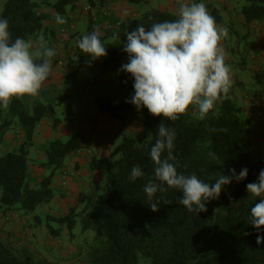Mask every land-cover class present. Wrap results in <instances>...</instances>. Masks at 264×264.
Returning <instances> with one entry per match:
<instances>
[{
  "label": "trees",
  "instance_id": "obj_1",
  "mask_svg": "<svg viewBox=\"0 0 264 264\" xmlns=\"http://www.w3.org/2000/svg\"><path fill=\"white\" fill-rule=\"evenodd\" d=\"M109 3L110 0L4 1L0 19L8 20L12 38L34 41L45 33L46 20L53 14L67 21L62 28H67L63 34H68L72 29L69 13L80 9V5H83L81 9L88 6L86 30L75 38V55L88 59L91 58L77 46V38L101 28L106 21L110 26L103 28L100 38L108 54L91 63L97 72L112 73L121 98L98 96L94 102L98 112L122 125L140 114L143 134L121 133L109 154L100 157L89 150L84 134L75 132L64 141L57 137L47 139L44 145L35 146L36 153L32 156L29 149L33 146L36 127L46 118L57 127L60 119L50 101L28 96L13 98L7 109L0 106V214L31 219L29 226L33 223L47 230L46 239L62 241L65 227L69 235L66 246L73 250H63L59 259L73 254L75 257L67 260V264L75 259L78 262L80 256L85 264H139L140 261L146 264H264V242L257 243V235L264 237V225L258 232L250 224V209L259 198L252 197L246 189L262 167V163L253 160L251 151L258 148L264 154V145L258 144L257 134L252 132L255 119L264 114L257 90L249 97L253 109L250 115L244 114L241 105L231 97L233 85L229 98L219 102L204 120L196 119L193 116L196 109L190 107L188 114L178 120L164 121L167 127L175 130L173 154L176 159L170 162L175 164L179 174H196L202 181L212 184L220 175H230V168L239 173L246 167L247 178L223 186L219 199L207 202V211L199 215L178 203L182 193L176 189L157 191L150 201L144 186L150 178L154 179L155 165L150 150L163 117L152 116L146 108L138 111L133 104L126 103L134 95V78L119 70L128 62V54L123 51L126 29L132 31L137 25H143L147 30L154 23L172 21L177 16L169 11L149 9L120 20L111 12L102 14L101 9ZM241 11L246 23L259 22L264 26V0H247ZM212 16L219 21L214 11ZM113 35L119 38L112 40ZM75 74H69L64 81L71 89L76 87ZM70 109L67 106L68 112ZM211 128H227L228 131L213 132ZM81 151L90 153L87 168L91 174L98 175L92 177V185L80 199V206L69 204L65 211L59 208L58 212L48 213L56 208L55 195L63 194V185L55 186L54 176L60 173L61 177H69L65 160ZM209 152H214L218 159H211ZM133 167L141 168L144 176L132 181L129 177ZM150 203H157L159 210L152 211ZM38 208H44V221L37 213ZM77 224L84 238L73 243ZM2 233L0 228V264L49 263V248L42 254L39 252L36 258L47 261L36 263L25 243L20 244L21 232L14 244L5 243ZM13 233L8 231L5 235L13 236ZM57 243L61 252L62 242Z\"/></svg>",
  "mask_w": 264,
  "mask_h": 264
},
{
  "label": "clouds",
  "instance_id": "obj_2",
  "mask_svg": "<svg viewBox=\"0 0 264 264\" xmlns=\"http://www.w3.org/2000/svg\"><path fill=\"white\" fill-rule=\"evenodd\" d=\"M176 16L172 21L154 23L147 30L143 25L132 31L126 29L123 51L128 54V62L119 71L134 78V95L126 103L133 104L138 111L146 108L152 116L163 117L150 150L155 165L154 179L148 180L144 192L151 201L157 191L176 189L182 193L178 203L199 215L207 211V202L219 199L223 186L246 179L248 169L242 168L237 173L235 168H230V175L222 174L209 184L196 174H179L170 162L176 159L173 154L176 134L164 121L178 120L188 114L190 107L196 109L193 112L196 119L204 120L218 102L229 98L233 86L232 69L226 63L222 44L227 29L217 25L203 2L179 0ZM56 19L58 24L67 23L59 15ZM77 46L91 58L89 64L108 54L98 28L78 37ZM55 55V48L49 47L43 36L36 44L22 37L13 39L8 20L0 19V106L7 109L13 98L37 97L53 74ZM210 130L228 131L227 128ZM208 156L218 159L214 152ZM143 176L141 168L133 167L129 178L135 181ZM246 189L252 197L259 198L250 209V224L259 232L264 225V169ZM148 206L154 212L159 210L157 203ZM262 242L264 237L257 235V243Z\"/></svg>",
  "mask_w": 264,
  "mask_h": 264
},
{
  "label": "crops",
  "instance_id": "obj_3",
  "mask_svg": "<svg viewBox=\"0 0 264 264\" xmlns=\"http://www.w3.org/2000/svg\"><path fill=\"white\" fill-rule=\"evenodd\" d=\"M158 2H166V3H160L159 6H161L160 8H154L150 3L149 0H141L140 3H131L128 0H110V3L108 5L111 6V13L118 19L120 20H127L130 19L131 17H134L136 15H139V7L142 4L143 7H148L150 6L151 9H159V10H165V11H169L172 13H176L178 6H179V0H156ZM151 2V1H150ZM188 2H193V0H188ZM194 2H203L205 3V5L208 6V11L209 13L214 11L217 16H219V21L216 22L218 26H220L218 23L220 22V20H224V19H229L230 20V27H227V30L233 33H238L240 36H242L243 38H245L247 36V33L249 31V28H255L257 27V25H259V22H251V23H246L245 18L243 16V13L241 11V8L244 4H242L240 6V10L239 12H236L237 10H235V7L238 5V2H236V5H231L229 4V10H225L222 14L220 13V11H218V7L220 6H225V0H194ZM222 3V4H221ZM241 3V1H239V4ZM219 4V5H218ZM149 10V7L147 8ZM147 11V10H146ZM237 13V15H234L237 17V20H233V17H227L226 13ZM76 12H70L69 13V18L72 19L71 21V25L73 27V25L75 24L74 21H78L77 18V14H75ZM94 12H92L93 14ZM224 18V19H222ZM48 20H46L45 23V27H46V31L45 33L42 34V36L44 37L45 41L46 40H50L52 42L51 47L52 48H56V52L59 54H61V58L56 59L57 61L60 59H64L67 62V56H66V48L63 47L64 49L62 50V44H61V40H64V43H68V37L67 35H63L62 37H55V31L53 30V21L50 20L49 23H47ZM234 22H237L234 23ZM78 24V23H77ZM263 24L261 23V26ZM110 25H108V23L106 21H104L101 24V28H99L100 34L102 33L103 28L108 27L109 28ZM224 26V28H226ZM48 28V29H47ZM49 30H52V32H50ZM263 34L260 35V39L259 41H257V34H254L255 39V48L257 51V42H258V47L260 48V43L264 42V31H262ZM70 34V32L68 33V35ZM41 36V35H40ZM77 37V36H76ZM75 37V38H76ZM56 39V40H55ZM36 42H39V37L36 39ZM34 41V40H31ZM57 41V43L55 42ZM35 44V42H33ZM223 45L228 49L226 43H223ZM68 46V45H67ZM70 46V44H69ZM72 50H69V56L74 57L75 55V50L74 47H71ZM65 51V52H63ZM56 53V54H57ZM68 56V58H69ZM58 57V56H57ZM56 57V58H57ZM77 57V56H76ZM257 57H263V59H259L257 60ZM250 58H254L256 60V64L255 65V69L257 71H255L254 69H252L253 71H255L254 74V78H249V77H244L243 79L238 80L239 81V85H241L242 87H244V79L245 81H249L254 85H258V87H256L258 96H259V100L261 101V104L264 107V87H263V80H264V75L262 71L264 69V56L261 54H254V56L250 57ZM62 61V60H61ZM64 63V62H63ZM66 66V65H65ZM56 67H53V74L52 76L44 83L42 89L40 90L39 95H46L45 100H50L51 94L49 91L53 90L55 87L59 88L60 84H64L65 79L67 78V76L73 72H78V69H81L82 66L77 67L76 69L72 68L71 70H69L68 68H65V71L61 74L58 73V71H56ZM69 70V71H68ZM75 78H76V74H75ZM83 80H77L76 78V87L74 88L75 90H80L79 84L80 82H82ZM100 83H110L111 85H113V88L119 92V86L118 84L114 81V77L112 75V73L110 72H105L102 73V79L98 80ZM232 91V90H231ZM86 92V91H85ZM234 93V90H233ZM53 94V93H52ZM37 98V97H36ZM260 104V103H257ZM241 107L243 108V113L246 115H250L252 109L251 104L247 101L244 100L243 104L241 105ZM86 108V107H83ZM86 112V111H85ZM84 117L85 119L83 120L84 123L87 125V123L90 122V125L92 127V132L91 134H86V138L87 140H89V142H92L93 144V149H94V153H96L98 156L103 157L109 154V150L111 149V147L119 140V137L121 136V130L123 125L120 124L116 119L110 117L107 114H102L100 112L95 111L91 117L89 116V114L86 113V116L90 117V120H88L84 114L81 113V115ZM82 117H80V119L82 120ZM117 121V122H116ZM50 121H46L43 120L35 129L34 135H33V146H38V145H44L45 141L49 138V135L53 134L52 131L50 130L49 126H50ZM52 125V124H51ZM94 126H96V128H93ZM252 132L257 134V141L259 140L260 145H264V114L258 118L255 119L253 126H252ZM61 133H57L56 136L60 135ZM68 134V132L66 133ZM46 138V139H45ZM58 138V137H57ZM37 151V150H36ZM38 153V151H37ZM88 155H90V153H86V152H78L76 155L68 158L65 160V170L68 172L69 177L66 178L65 184L63 185L61 183V174L59 173L58 175H55L54 178L57 179L58 183H56L57 185H63L61 186L63 194H56L54 197V207L56 206L57 209L61 208V205H64V207H67L68 203H73L74 199H76V197L80 200L83 195L87 192L88 188L92 185L91 184V180L93 179L92 177H94L96 174L95 172L93 174H91V171L87 168V158ZM251 157L253 158V160L259 161L260 163H262V167L255 173L253 181L257 180L258 174L260 172L261 169H264V154L260 153V151L258 150H252L251 151ZM39 158H41V156H39ZM98 175V173H97ZM96 175V176H97ZM65 210V209H64ZM56 212V211H55ZM54 210H50V213H55ZM12 218H8L5 217V215L0 214V228L2 229L3 233H2V240L5 243H9L10 241L13 242L16 239V237H18V233L21 232V236L23 237L22 241H20V244L25 243V246L29 245H35L38 248V251L42 254L44 253L45 247H58V243L57 242H62V247H61V254L60 257L63 256V250H69L72 249V247H67V243L69 241V235L67 233V229L65 227H63L62 229V241L61 239L59 241H56V243H54L55 240H57V238L55 240H53L52 238L50 239H46L45 243L43 241L42 235L46 234V238H47V230L43 227H35V233H40L38 235V237H36V235L34 236H29L30 234V230H31V226L27 225V227H23L21 225V228L19 229V225L17 224H22L24 221L29 222L31 221V219L27 218V217H18V215H11ZM19 221V222H18ZM14 232L13 236H6L5 232ZM19 244V243H18ZM33 246H29L31 248H29L28 250L30 252H33L32 248ZM59 248V247H58ZM47 258H49V260H51V256L47 255ZM63 260V259H62ZM61 259H59L58 263L62 262ZM58 263H51L49 262V264H58ZM73 264H78V262L75 261L73 262Z\"/></svg>",
  "mask_w": 264,
  "mask_h": 264
},
{
  "label": "rangeland",
  "instance_id": "obj_4",
  "mask_svg": "<svg viewBox=\"0 0 264 264\" xmlns=\"http://www.w3.org/2000/svg\"><path fill=\"white\" fill-rule=\"evenodd\" d=\"M4 1L5 0H0V13H1ZM239 1H241L240 4H239ZM236 2H238V5L235 7V10H237L236 12H239L240 6L242 4H245L247 2V0H225V6L218 7V11H220V13L222 14L225 10H229V4L234 6L237 4ZM149 3L154 8H160L161 6H159V4L160 3H166V2H158L156 0H149ZM82 6L83 5H80L79 6L80 9H77L75 11L76 12L75 14H77L78 21H74L75 24L73 25L69 35L63 34L60 31L61 28L63 27V24L57 23V19H56L57 16L56 15L53 14V16H51V19H49L47 21V23H49L50 20L53 21V30L55 31V37L59 38V37H62L63 35L69 36L67 39L68 43H64V40L60 41L62 44V47H61L62 50L64 49L63 47L66 48L65 50H66L67 62L65 60V57H64V59H60L57 61L56 59L61 58V54L60 53L58 54L56 52L57 54L53 57V67L57 66L56 71H58L59 74L60 73L62 74L65 71V68H68L69 70H71L72 68L76 69L77 67L82 66L81 69H78V72L76 73V78H77V80H80V79L83 80L79 84L80 90H75L74 88L71 89V87H68V85L64 83V84H60L59 88L55 87L53 90L49 91L51 94H48V95H51V96H49L50 100H47V101H50L55 105L56 117H58L60 119V122L57 124V127H53L50 124L49 128L53 134L46 137L49 139H51L52 137H58L59 139L64 141L67 138H69L75 132H80V133L84 134V136H86V134H91L92 127L90 125V122L87 123V125H86L83 121L85 118L82 116H79V115H81V113H82V114H84V116L88 120H90L91 115L95 111L98 110L97 105L94 102L95 98L98 96H114L115 95L117 98H119V99L121 98V94H119V92H117L113 88V85H111L110 83H105V82L100 83L98 81V80L102 79V73L97 72L92 67V63H90V64L88 63V61H90L91 59L83 58V57H79V56L71 57L68 55L69 50H72L71 47H74V50H75V37L77 35L81 34L82 32H84L86 30V27H87L88 15H87L86 11H84V9H81ZM148 7H149V9H151L150 6H148ZM148 7H143L141 4L139 7L140 8L139 12L142 13V12L148 10L147 9ZM206 7L208 8L207 5H206ZM210 14H211V12H210ZM234 15H237V13H232V12L226 13L227 17H233V20H237V17ZM222 19H224V18H222ZM234 23L237 24V22H234ZM218 24L220 25V27H224V26L226 27V26L230 25V20L229 19L220 20V22ZM226 29H227V27H226ZM262 31H264V26L263 25L261 26V23H260L255 28H249V31H248L247 36L245 38L240 36L238 33H233V32L228 31L227 37L222 41V44L226 43V45L228 47V49H227L223 45L225 52H226V63L229 64L231 66V69H232V81H233V85H234V93L231 92L230 95L240 105L243 104L244 100L249 101V97L253 96V93L255 92L256 87H258V85L256 86L249 81H245V79H244V82H245L244 87H242L241 85H239L238 80L243 79L246 76L249 78L250 77L254 78L255 71H257L255 69V65H257V64H256V60L254 58H250V57L254 56V54H256V53L257 54L259 53V54L264 56V42L260 43V48L258 47L259 45L257 42V51H256L255 41H254V39L256 37V36H254V34H257V41H259L260 35L263 34ZM36 41L37 40H35L33 42H35V44H36V43H38ZM46 41L48 43V46L51 47L52 42L50 40H46ZM55 42L57 43V41H55ZM69 44H70V46H69ZM63 52H65V51H63ZM68 56H69V58H68ZM258 58L263 59V57H257V60H259ZM252 69H254L255 71H253ZM262 71H264V69ZM263 75H264V72H263ZM262 85L264 87V80H263ZM116 94H118V95H116ZM44 97H46L45 94L44 95H38L37 99H40L43 101L46 99ZM67 106L71 108L70 109L71 112L67 111ZM83 107H86V108H83ZM86 113L89 114L90 117L89 116L87 117ZM138 115H140V114H138ZM138 115L134 116L132 122H128L127 125H123L121 133L133 131V132L137 133L138 135L143 134V126L141 124V120H140ZM80 117H82V120L80 119ZM45 120L48 122L50 121V123H51V119L46 118ZM137 120H139V121H137ZM93 128H96V126H94ZM67 132H68V134H66ZM57 133H61V134L56 136ZM85 140H86V143L88 145L89 150L92 153H94V149H93L94 147H93L92 142H89V140H87L86 137H85ZM253 150L255 151L254 148H253ZM29 151H30V155L35 156V153H36L35 152V146L30 147ZM53 181H54L53 182L54 185L57 186L56 185V183H58L57 179L53 178ZM94 184H96V183H94ZM69 204H77L78 206H80L81 202L76 197V199H74L73 203H68L67 205H69ZM60 207H61L60 208L61 210L66 209V207H64V205H61ZM40 208H38L37 213L42 217V219L44 221V216H43L44 214L42 213L44 208H42V209H40ZM56 209L57 208H54L53 210L57 211ZM48 213H50V211H48ZM54 224L56 227H58L56 223H54ZM17 225L20 226L19 227V229H20L21 225L27 226L28 222L24 221L22 224L19 223ZM30 226H31V230H30L31 232H30L29 236L31 237V236L36 235V237H38V235L40 233L39 234L35 233V230H34L35 225L32 223ZM74 231H75L74 232L75 236H74L73 243L78 242L82 238H84L83 234L80 233L78 224L76 225ZM45 235L46 234H43L42 238L44 237L43 241L45 243H47ZM56 241L57 240H55L54 243H56ZM29 246H33V245L28 244L25 247L27 249H29V248H31ZM32 249H33L32 250L33 252L31 255L33 256L34 261L36 263H40V261H44V262L47 261L46 259L37 260L36 258L39 256L38 248L34 245ZM48 250H49V253L51 254L50 256L52 258L51 260H49V262L58 263L59 258H60V254H61L60 249L56 246L52 247V248L46 246L45 251H48ZM74 258H75L74 254L65 256L63 258L62 262L58 263V264H67V262H68L67 260H72ZM78 264H85V261L82 259L81 256L78 258ZM139 264H146V262L140 261Z\"/></svg>",
  "mask_w": 264,
  "mask_h": 264
},
{
  "label": "built area",
  "instance_id": "obj_5",
  "mask_svg": "<svg viewBox=\"0 0 264 264\" xmlns=\"http://www.w3.org/2000/svg\"><path fill=\"white\" fill-rule=\"evenodd\" d=\"M88 10H89V7L88 6L84 7V11L87 12ZM101 12H102L103 15H108L111 12V6L110 5L104 6L101 9ZM61 32L62 33L67 32V28H62L61 29ZM61 178H62V182L61 183L64 185L67 177H61Z\"/></svg>",
  "mask_w": 264,
  "mask_h": 264
}]
</instances>
